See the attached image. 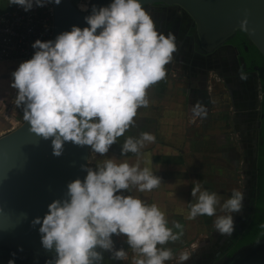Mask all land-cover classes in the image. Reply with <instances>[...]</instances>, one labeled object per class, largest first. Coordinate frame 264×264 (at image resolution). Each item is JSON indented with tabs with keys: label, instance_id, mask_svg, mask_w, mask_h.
<instances>
[{
	"label": "clouds",
	"instance_id": "9594fccd",
	"mask_svg": "<svg viewBox=\"0 0 264 264\" xmlns=\"http://www.w3.org/2000/svg\"><path fill=\"white\" fill-rule=\"evenodd\" d=\"M25 12L62 0H9ZM88 11L87 4H80ZM86 27L73 25L54 40L37 39L32 57L11 73L10 87L16 90L15 104L23 110L29 131L51 142L52 154L63 155L65 145L85 147L100 155L109 153L117 138L134 124L138 109L147 107L148 89L167 76L166 65L177 51L175 36L157 30L141 0H110L91 5L84 17ZM242 78H245L243 73ZM201 111L196 112L200 115ZM156 137L142 132L128 136L121 155H141L146 143ZM66 185L62 198L53 200L39 225L41 247L54 255L45 264H101L104 252L117 260L127 251L117 249L113 236H124L136 254L134 264H165L173 258L164 247L182 235V225L169 221L164 211L149 204L133 190L150 192L162 183L160 176L139 161H117L110 157ZM189 219L215 217L214 228L221 235L235 231L234 213L244 208V193L233 189L223 199L196 181L192 187ZM2 211V209H0ZM219 213L221 214H217ZM181 229L176 232L173 229ZM22 251V249H20ZM8 264H15L16 253ZM184 262L190 253L178 257Z\"/></svg>",
	"mask_w": 264,
	"mask_h": 264
},
{
	"label": "crops",
	"instance_id": "0c3cea01",
	"mask_svg": "<svg viewBox=\"0 0 264 264\" xmlns=\"http://www.w3.org/2000/svg\"><path fill=\"white\" fill-rule=\"evenodd\" d=\"M171 62L165 66L166 78L148 89L149 105L138 109L133 126L117 138L109 153L102 156L90 150L89 167L95 168L105 159L114 157L118 162L139 161L141 167H149L160 176L162 183L158 188L150 192L133 190L129 194L157 204L165 212L169 226L173 222L183 226L180 238L164 245L174 252L180 243L186 242L193 247L196 238L203 237V245H206L210 232L218 234L213 223L215 217L205 215L189 219L191 203L195 202L192 187L199 181L203 188L218 193L223 202L233 189H238L239 178L237 175L236 184L235 173H238L244 149L235 109L229 104L232 112L224 110L227 94L224 90L221 94L215 93L214 74L210 82L206 79L193 82L189 71L180 70ZM230 99L233 100L232 96ZM201 110L202 113L196 115ZM142 132L154 134L155 142L146 143L139 157L133 153L121 155L125 139L138 137ZM240 183L242 186V181ZM114 237L117 249L133 252L124 236H113V240Z\"/></svg>",
	"mask_w": 264,
	"mask_h": 264
},
{
	"label": "water",
	"instance_id": "95a60500",
	"mask_svg": "<svg viewBox=\"0 0 264 264\" xmlns=\"http://www.w3.org/2000/svg\"><path fill=\"white\" fill-rule=\"evenodd\" d=\"M78 0H62L54 5V36L70 31L73 25L86 27L91 5H107L110 0H92L90 9L76 7ZM148 6L173 7L185 12L195 27L194 42L200 55L211 56L217 49L244 32L264 58V0H141ZM243 66H246L242 59ZM259 68H257L258 70ZM25 122L0 137V264H8L15 252V264H45L54 253L41 247L39 225L31 221L43 217L48 205L62 198L70 181L83 179L89 167L90 149L65 145L62 156L52 154L51 142L29 131ZM22 249V251L20 250ZM104 264V259L101 261ZM225 264H264V239L240 249Z\"/></svg>",
	"mask_w": 264,
	"mask_h": 264
},
{
	"label": "rangeland",
	"instance_id": "374dc122",
	"mask_svg": "<svg viewBox=\"0 0 264 264\" xmlns=\"http://www.w3.org/2000/svg\"><path fill=\"white\" fill-rule=\"evenodd\" d=\"M82 4V3H81ZM14 5H10L9 0H0V12L10 9ZM157 30L164 33L165 35L172 34L175 36V42L177 45V59H182V64L185 69H188L195 73H203L210 70H215L217 68L223 69V73L226 74V83L223 84L221 81L217 82L216 77H212L213 87H215V93L221 94V91L224 90L226 97L224 95L221 97L226 100V105L224 110L227 112H232L231 105L235 109L236 119L238 123V128L241 134V143L243 148H245V153L243 152L241 164L239 163L237 172L235 173V181L237 184L238 180V190H242L240 177L243 175L242 167L253 169L255 163L254 151L257 141V112L256 108V93L253 88L251 76L244 75L245 78L239 79V85L237 87L236 97L239 98V102L234 106V103L230 99V90L228 84L233 82L234 76L230 73L232 72L228 66L220 64L214 60L215 55L211 56H200L196 54L192 47L188 35V27L193 23L192 19L188 15H184L181 18L178 16L167 18L163 23L159 20L153 18ZM20 63H4L0 66V137L16 130L21 127L26 121L23 119V110L15 104L16 90L10 87L12 80L11 73L16 70ZM225 86V87H224ZM222 88V89H221ZM237 106V107H236ZM232 107V108H233ZM238 109V111H237ZM234 142V141H233ZM254 159V160H253ZM234 162V160H233ZM249 171V172H250ZM238 175V178H237ZM249 181L248 185L249 186ZM248 189V188H247ZM253 193V190H252ZM242 224L241 218L235 219V229ZM210 241L206 245H202L203 237H197L195 240L196 248L193 251L191 245H186L180 243L176 250L173 252L174 256L171 260L166 261L165 264H181L178 257L182 251L190 253V259L182 262V264H189L191 260H195L198 264L200 262H209L218 251H221L222 247L220 246V241L226 237L221 234L209 233ZM235 236V232L231 236H227L226 240ZM114 244H117V239L114 237ZM226 243V242H225ZM209 244V245H207ZM207 248V250H206ZM104 264H134L136 254L134 252H127V259L117 260L112 257L111 253L104 252ZM199 262V263H200Z\"/></svg>",
	"mask_w": 264,
	"mask_h": 264
},
{
	"label": "flooded vegetation",
	"instance_id": "af4514ba",
	"mask_svg": "<svg viewBox=\"0 0 264 264\" xmlns=\"http://www.w3.org/2000/svg\"><path fill=\"white\" fill-rule=\"evenodd\" d=\"M184 15L187 14L185 12L180 11V9L156 5L155 12L152 15V18H155L159 20V22L163 23V21H165L167 18H171L175 16L181 18ZM187 37L190 39L191 47L193 51L196 54L200 55L201 51L198 49L197 44L193 40V38L195 37V27L193 23H191L190 26L188 27ZM235 37L236 35L234 36L233 39H235ZM230 41L224 46L217 49L215 54H213L215 55L214 60L218 62L219 67L220 64H223L228 66V68H230V70L232 71L230 74L234 76V80L233 82L228 84V88L230 90V95L232 96L233 99L232 101L234 103V106L235 103L237 104L240 100L239 98L236 97L235 91L237 90V87L239 85V79H241L242 77L241 74L243 73V75L251 76L252 78L253 88L256 93V100H257L255 110L257 112V117H258L256 121L257 144L254 151L255 163H253L254 167L251 171L249 170L251 167L249 169L247 168V170H244V175L246 177L244 184L242 185L243 186L242 192L244 193V208L241 213L233 214L234 219L241 218L242 224L235 229L234 237L226 240L227 236L225 235L226 237H224L220 241L221 243L220 246L222 247L221 251H218L209 262L207 263L202 261L200 262L201 260L200 259L198 260V264H225L226 261L232 258L240 249L249 246V245H242L241 247H238V249L233 251L239 241H242L247 234L252 233V230L257 226V222L258 224H260L264 220V206L262 205L260 207L258 205L260 200H263L262 203H264V199L261 198L262 185L264 186V58L262 59L261 65H259L258 63L261 62V56H260L261 54L258 50L256 51L254 50L256 47L250 41V39L245 33L240 37L239 44L230 43ZM177 54H178L177 51L173 54V57L176 59L174 65L175 67L184 68L182 64V59L178 60L176 58ZM200 56H204V55H200ZM242 59H244L246 63L245 67L243 66ZM257 68L259 69L257 70ZM186 70L189 71L190 74L192 75L191 76L193 77L191 78L192 81L205 80L203 79L205 76H208L209 73L214 72L217 73L222 78L221 82L223 84L226 83L225 80L226 74L223 73V69L221 68L210 70L207 71L206 73L205 72L195 73L188 69H185L184 71ZM243 149L245 153L246 149L245 148ZM260 166H262L263 168H260ZM248 181L250 184L249 186H247ZM256 220L257 222L255 223ZM209 241L210 239L207 242ZM195 248L196 246H193L192 250L194 251ZM189 264H197V263L195 262V260H191Z\"/></svg>",
	"mask_w": 264,
	"mask_h": 264
},
{
	"label": "built area",
	"instance_id": "2783aa9c",
	"mask_svg": "<svg viewBox=\"0 0 264 264\" xmlns=\"http://www.w3.org/2000/svg\"><path fill=\"white\" fill-rule=\"evenodd\" d=\"M78 1L85 2L88 5V10L90 9L92 0ZM155 6H148L145 10L152 16L155 12ZM54 21L55 10L53 4L45 7H34L28 12H25L23 8L15 5L8 10L0 12V66L4 63H21L30 59L35 51L32 48V44L37 39L41 41L53 39ZM175 62V58L173 57L171 64L175 66ZM177 68L181 70L180 67ZM212 74H214L213 77H216L217 82L218 80H222L214 72L209 73L203 79L210 82L209 78ZM245 167H242V185L246 178L244 170L247 169Z\"/></svg>",
	"mask_w": 264,
	"mask_h": 264
},
{
	"label": "trees",
	"instance_id": "16d2710c",
	"mask_svg": "<svg viewBox=\"0 0 264 264\" xmlns=\"http://www.w3.org/2000/svg\"><path fill=\"white\" fill-rule=\"evenodd\" d=\"M243 34H244V32L238 31L236 33L235 39H231L230 43L239 44L240 43L239 39ZM243 39H244V37H243ZM253 48H255V47H253ZM254 50L256 51L257 49L255 48ZM260 56H261V62L258 63L259 65H261L262 59H263L262 55H260ZM260 168H263V167L260 166ZM263 187L264 186L262 185V195H261L262 199H264V191H263L264 188ZM262 202H263V200H260L258 203V205L260 207L262 205L264 206V203H262ZM256 222H257V220L255 221V223ZM262 239H264V220L260 224H258V222H257V226L252 230V233L247 234L246 237L242 241H239L237 246L235 247V249L233 251H235L236 249H238V247H241L242 245H251V244H254L255 242H258Z\"/></svg>",
	"mask_w": 264,
	"mask_h": 264
},
{
	"label": "bare ground",
	"instance_id": "6f19581e",
	"mask_svg": "<svg viewBox=\"0 0 264 264\" xmlns=\"http://www.w3.org/2000/svg\"><path fill=\"white\" fill-rule=\"evenodd\" d=\"M81 3H82V4H86V3L83 2V1H77V2H76V7H77L78 9H80V8H79V5H80ZM83 12H85V11H83Z\"/></svg>",
	"mask_w": 264,
	"mask_h": 264
}]
</instances>
